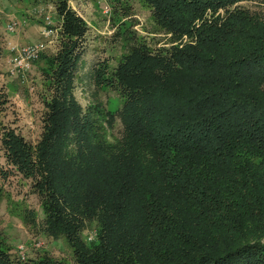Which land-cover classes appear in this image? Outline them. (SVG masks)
<instances>
[{
    "label": "trees",
    "instance_id": "16d2710c",
    "mask_svg": "<svg viewBox=\"0 0 264 264\" xmlns=\"http://www.w3.org/2000/svg\"><path fill=\"white\" fill-rule=\"evenodd\" d=\"M35 1L58 16L62 49L39 57L52 97L36 144L10 128L2 144L41 201L42 220L30 210L26 223L71 258L0 248V264H264V7L249 6L260 0H142L182 42L133 44L112 69L114 143L73 91L85 19L70 0Z\"/></svg>",
    "mask_w": 264,
    "mask_h": 264
},
{
    "label": "rangeland",
    "instance_id": "374dc122",
    "mask_svg": "<svg viewBox=\"0 0 264 264\" xmlns=\"http://www.w3.org/2000/svg\"><path fill=\"white\" fill-rule=\"evenodd\" d=\"M262 1L251 2L249 6L264 7ZM70 6L88 26L82 53L74 67L73 91L84 113L90 112L96 119L97 133L114 143L123 128L119 116L110 124L107 114L115 112L121 102L113 87L116 80L112 69L133 44L165 48L182 41L156 24L151 8L142 0H70ZM4 11L1 19L6 22V36L0 34V248L17 257L21 255L24 262L43 256L70 260L71 248L64 239L47 236L41 224L31 226L26 223V213L30 210L39 221L42 220L41 201L32 190V179L23 176L7 161L2 144V136L8 128L33 145L41 137L46 100L52 97V83L42 74L44 62L39 59L25 74L11 77L14 56L11 45L46 42L43 56L62 49L59 34L46 37L43 32L47 16L51 17L59 32L57 12L52 7L47 9L26 0L14 7L6 6ZM185 41L183 39V43ZM97 233V225L92 223L84 229L82 237L90 244Z\"/></svg>",
    "mask_w": 264,
    "mask_h": 264
},
{
    "label": "built area",
    "instance_id": "2783aa9c",
    "mask_svg": "<svg viewBox=\"0 0 264 264\" xmlns=\"http://www.w3.org/2000/svg\"><path fill=\"white\" fill-rule=\"evenodd\" d=\"M46 19V26H44L43 29L44 35L46 37H52L56 34L58 35V30L54 27V22L51 17L47 16ZM46 46V42L31 43L24 46L12 45L11 50L14 52V56L11 60L12 74H25L30 70L32 64L39 59ZM24 257L25 256L23 255V258Z\"/></svg>",
    "mask_w": 264,
    "mask_h": 264
},
{
    "label": "crops",
    "instance_id": "0c3cea01",
    "mask_svg": "<svg viewBox=\"0 0 264 264\" xmlns=\"http://www.w3.org/2000/svg\"><path fill=\"white\" fill-rule=\"evenodd\" d=\"M26 1H29V2H32V3H34V5H36L37 4V2L35 1V0H26ZM22 2H25V0H0V34L2 35V34H4L5 36H6V32H5V27H6V25H5V21H3L2 19H1V17H2V15H1V13H4L5 11H4V9H5V7L6 6H11V7H14V6H16L17 4H20V3H22ZM24 12V14H25V11H23ZM5 20H6V18H5ZM5 26V27H4ZM5 28V29H4ZM3 29V30H2ZM7 39H9V37H6ZM10 44V43H9ZM14 45V44H13ZM11 47H12V45H11ZM10 76L12 77V76H14V77H16L15 75H18V74H12V72L10 71Z\"/></svg>",
    "mask_w": 264,
    "mask_h": 264
}]
</instances>
